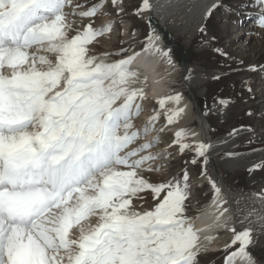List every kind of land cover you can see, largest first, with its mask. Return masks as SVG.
I'll use <instances>...</instances> for the list:
<instances>
[{"label":"snow or ice","instance_id":"obj_1","mask_svg":"<svg viewBox=\"0 0 264 264\" xmlns=\"http://www.w3.org/2000/svg\"><path fill=\"white\" fill-rule=\"evenodd\" d=\"M108 2L0 0V264H200L216 237H202L205 229L188 215L189 171L158 181L145 175L165 170L157 161L170 157L172 146L194 153L190 162L201 164L199 175L211 186L215 220L206 227L231 233L221 249L224 264H264L249 250L264 230V203L237 221L242 230L229 224L228 200L209 172L217 142L196 141V133L180 128L163 153L153 151L161 133L185 112L182 94L156 96L158 107L136 125L151 84L135 62L148 53L172 64V49L158 43L161 37L152 28L140 51L129 45L96 53L93 45L118 22L95 24L99 15L111 14L104 11ZM110 2L122 24L124 0ZM154 7L141 0L134 14ZM221 8L236 17L233 23L252 17L264 29V0H240L236 8L213 0L204 16ZM221 67L213 79L242 70L264 72V66ZM215 102L221 108L232 103ZM162 116L165 124L157 127ZM243 130L253 133L245 142L250 151L230 150L224 157L264 153V134L251 127L233 129L228 138ZM257 143L262 146L251 147ZM258 170H264V159L248 169Z\"/></svg>","mask_w":264,"mask_h":264},{"label":"rangeland","instance_id":"obj_2","mask_svg":"<svg viewBox=\"0 0 264 264\" xmlns=\"http://www.w3.org/2000/svg\"><path fill=\"white\" fill-rule=\"evenodd\" d=\"M76 2L86 3L87 6H91L96 0H76ZM140 2L141 0H124L125 11L123 13V23L121 24L119 22L120 17L116 16V11L112 8L109 0L104 11L111 14L99 15L95 20V24L100 25L102 22L113 18L117 19L118 22L115 24L110 34L100 38L99 42L93 45L96 53L116 51L120 47H128L129 45L137 48L145 43L146 37L153 27L149 23L148 17L146 18L145 16L146 12L141 16L134 14ZM223 3L236 8L239 6L240 0H225ZM69 10L71 9L69 8ZM235 19L236 17L234 15L228 14L225 9L221 8L215 10L212 16L207 19L202 27L205 30L200 31L199 29L187 44L184 42L185 40L182 35H175L172 32L171 34L181 47L173 44L167 37L165 41L167 47L172 49V55L175 56L176 71L178 70L177 67L179 64L177 60L182 59L186 61L188 66L196 67V73L200 72L201 84L197 87H190L187 85L183 81V76H180V73L177 72V76H175L176 78L174 77V79L177 80L176 83L179 85L177 87L178 89L180 88L179 91H185L187 95H190L197 101L198 106L203 110H206V108L208 109L212 102L220 98H227L232 101V103H230L231 107L228 109V113L225 117H220L219 114L209 115V120L212 122V133L209 134L208 137L210 141L221 135H228L233 129H240L242 126H244L245 129L251 127L255 130L256 134H264V72H248L242 70L230 73L227 76H221L219 80L213 79V76L217 72L222 71L221 66L226 63L231 64L233 68L240 69H247L250 65H255L257 67L264 66V43L259 47L257 45V32L254 31V29L252 31V28L249 29L251 17L242 18V23L240 24L233 23ZM245 21L247 22L245 23ZM77 22L81 23L79 19H77ZM87 22V19L83 21L85 24ZM124 29L127 31L124 32ZM240 32H246L247 34L243 35L240 39H234ZM249 38H251L250 41L246 43ZM121 41H123V43H121ZM182 47H184V49H182ZM216 49H221L226 52L229 58L226 59L215 51ZM202 87L205 89L204 94L196 98L195 93ZM249 88H251V91L248 90ZM148 100L145 102V108L149 110L148 112L150 113L151 109L157 108L158 106L155 100ZM141 116L135 121L137 126H141L144 123L140 121L142 118ZM161 124H165L163 117L158 125ZM171 129L172 128L168 126L165 131L161 133V143L156 149L154 148L153 151H160L162 147L167 148L166 146L172 143L174 133ZM252 135L253 133L246 130L241 131L234 138V141H232V144H236L233 151H250V146L245 142ZM261 146L262 145L257 143L253 144L251 147ZM167 150L170 151L172 155L168 158L162 157L161 160L157 161V163L160 162L165 164V170L159 173L146 174L150 176L153 181L166 180L174 175H182L183 170L187 168L192 185V196L188 202L190 205L188 208V215L191 216L197 213L198 210H201L212 198L213 193L211 186L206 179L201 178L199 175L201 164L197 163L193 165L190 162L194 155L192 151H186L182 154L178 146H172ZM161 152L163 153V150ZM222 154L223 152H220L212 157L209 164V172L213 174L214 171H217L222 179L233 189L249 190L254 185L253 182H250L248 179V169L250 167L236 169L235 171L224 169L218 162V158ZM262 154L257 159L254 156L253 159H255L256 162L260 159H264V153ZM254 175L256 177L255 182L262 180L264 179V170H258ZM146 200L145 207H150L153 204L150 194H147ZM252 247L255 249L254 254L256 257L264 259V240L262 242L256 241ZM225 256L226 253L222 250L208 251L201 255L200 264H224Z\"/></svg>","mask_w":264,"mask_h":264},{"label":"bare ground","instance_id":"obj_3","mask_svg":"<svg viewBox=\"0 0 264 264\" xmlns=\"http://www.w3.org/2000/svg\"><path fill=\"white\" fill-rule=\"evenodd\" d=\"M225 0H222V2ZM151 2L155 5L154 9L150 12H146V18L150 14L153 19L156 20L157 26L161 29L158 30L155 28L156 33L161 37V41L158 43L167 51V43L165 42L167 39L165 35L163 36L164 29L166 28L170 32L175 35H182L184 38V42H187L196 34V32L201 29L206 23L209 17L204 16V12L213 2V0H151ZM69 10V9H68ZM218 10V9H217ZM253 12L256 9H252ZM251 9L249 11H252ZM71 11V10H69ZM247 21H245L246 23ZM251 24V25H250ZM250 27L252 31L257 32V45L260 47L264 43V29L260 28L258 25L254 23V18L251 17ZM229 31V30H228ZM247 34L246 32H240L234 39H240L243 35ZM129 38V37H128ZM246 41L248 43L250 41ZM145 44V43H144ZM144 44L140 47L135 48L136 51H140ZM111 49V48H110ZM173 63L169 64L163 56L159 55H149L148 53H142V55L137 59L136 66L140 67V69L149 76V81L151 84V88L149 90V100H155L156 96H163L166 94L172 93H181L183 96V100L181 101L180 106L184 107L187 105L185 112L181 115L179 122L175 125H170L172 128V132L175 133L180 128L189 129L191 132L196 133L194 139L196 141L199 140H209V134L212 133V122L209 120V115L219 114L220 117H225L228 113V109L231 107L230 104L226 108H221V106L215 101L212 102L208 109H210V113L205 115V111L200 108L197 104V101L194 100L190 95H187L185 91H179L177 88L179 85L176 83L175 76H177V72L180 73V76H183V81L189 85L190 87H197L201 84L200 80V72L196 73V67H191L186 64V61L180 59L178 64V70L176 71L175 67V56L172 55ZM198 69V68H197ZM200 69V68H199ZM176 78V77H175ZM178 78V77H177ZM179 79V78H178ZM159 81V82H157ZM182 81V79H181ZM181 83V82H180ZM191 89V88H190ZM205 92V89L199 88L195 93L196 98L201 97ZM148 100V101H149ZM217 101V100H216ZM158 106V105H157ZM170 107L173 105H169ZM149 110H146L142 114V118L140 121L144 122L150 115H152V111L149 113ZM163 117V116H162ZM145 119V120H144ZM162 119V118H161ZM223 119V118H222ZM139 121V122H140ZM141 122V123H142ZM159 123V122H158ZM138 124V123H137ZM158 125L159 127L162 126ZM157 126V127H158ZM152 135H155L153 133ZM228 138V135H221L215 139H211V141L217 142V147L215 151L212 153V157L220 152L233 151V148L236 144H232L234 138ZM148 138H151L149 136ZM223 139H228L229 142L227 144L221 143ZM210 141V140H209ZM166 144V143H165ZM168 144V143H167ZM167 147V146H166ZM156 149V148H155ZM167 149L162 147L160 151ZM155 151V150H154ZM241 152V153H248ZM262 153H254L248 154L243 157H224L223 154L218 158V162L224 169H228L230 171H235L236 169H245L249 168L256 162L253 157L256 159ZM263 155V154H262ZM168 158V157H167ZM160 163V162H159ZM213 166V165H212ZM256 172V171H255ZM255 172L248 174V179L250 182H253V186L249 190H241V189H233L231 188L219 175L217 171H214L212 175H214L220 182L221 186L224 190V197L228 200V204L224 205V207L228 208L229 211L225 214L228 217H231L229 220V224H236L238 230H242V225L237 224L242 216L247 213L253 207L259 208L262 203H264V195H261L262 190H264V179L255 182ZM145 175H147L145 173ZM250 184V183H249ZM254 193L256 195H254ZM212 198L202 207L201 210H198L197 213L191 215V217L195 218V225L197 228H204L205 230L201 233V236H215L216 239L210 243L208 251H218L221 250L225 243H229L231 238V233L223 228L217 227H206L208 225H212L215 220V208L211 203ZM239 200V203L236 201ZM256 227V225H253ZM264 240V230L256 233V241L262 242ZM254 246V245H253ZM218 249V250H217ZM250 251L254 254V247L250 246ZM207 251V252H208ZM260 255V254H259Z\"/></svg>","mask_w":264,"mask_h":264},{"label":"water","instance_id":"obj_4","mask_svg":"<svg viewBox=\"0 0 264 264\" xmlns=\"http://www.w3.org/2000/svg\"><path fill=\"white\" fill-rule=\"evenodd\" d=\"M148 20H149V23L152 25L153 28H157L158 30H160L161 28L157 26V23H156V20L153 19V17L149 14L148 15ZM164 29V33H162V35L165 37H167V39H169L173 44H176L177 46H180L181 45L177 42V40L175 39V37H173V35L171 34V32L169 30H167L166 28H163ZM182 49H184V47H182Z\"/></svg>","mask_w":264,"mask_h":264}]
</instances>
